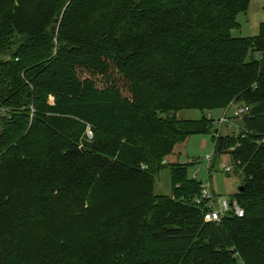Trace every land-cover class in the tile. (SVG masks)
Returning <instances> with one entry per match:
<instances>
[{"label":"trees","instance_id":"obj_1","mask_svg":"<svg viewBox=\"0 0 264 264\" xmlns=\"http://www.w3.org/2000/svg\"><path fill=\"white\" fill-rule=\"evenodd\" d=\"M251 1L0 0V264H264V23L235 33ZM231 104L248 110L213 159L245 215L210 222L178 147Z\"/></svg>","mask_w":264,"mask_h":264},{"label":"rangeland","instance_id":"obj_2","mask_svg":"<svg viewBox=\"0 0 264 264\" xmlns=\"http://www.w3.org/2000/svg\"><path fill=\"white\" fill-rule=\"evenodd\" d=\"M235 33L238 34L237 32ZM52 100L53 99H51V101ZM237 108H241V105L231 104L228 109L207 111L206 114L209 118L214 119L212 131L209 133L191 135L184 144H181L178 147V150L181 151V155L179 159L176 158L177 161L179 160L183 163L192 162L194 165H191L190 167V176L192 177L193 175H196L199 180L211 178L215 193H219L227 198H232L237 194L242 179L236 176L235 173L232 172L231 174H228V171L224 170L225 166L231 165L229 154L221 156L220 161L217 163L214 162L215 158L213 156L214 159H212L210 164L209 161L206 160V156L208 154L214 155L215 140L218 139L216 136L217 133H220V135L223 136L233 134L238 135L240 133L242 120L233 113ZM178 115L183 119L199 120L203 114L197 109H190L183 110L179 112ZM88 130L90 129L87 128L86 133L89 138H92L93 133L90 136ZM216 130H218V132H216ZM212 165H214L215 168L210 170V166ZM157 192L163 194L171 192V173L169 167L162 170L157 178Z\"/></svg>","mask_w":264,"mask_h":264},{"label":"built area","instance_id":"obj_3","mask_svg":"<svg viewBox=\"0 0 264 264\" xmlns=\"http://www.w3.org/2000/svg\"><path fill=\"white\" fill-rule=\"evenodd\" d=\"M248 110V107L237 108L234 111L235 116H240ZM88 134L91 136L92 132L88 130ZM219 138L220 133L216 134ZM213 155L208 154L206 160L211 163ZM209 169V167H208ZM224 170L230 171V166H225ZM196 177V175H194ZM193 202L204 208V218L210 222H220L225 215L234 213L238 216L245 215V209L241 206L238 199L232 197L227 198L223 195H218L213 189V184L210 178L200 180V194L194 198Z\"/></svg>","mask_w":264,"mask_h":264},{"label":"crops","instance_id":"obj_4","mask_svg":"<svg viewBox=\"0 0 264 264\" xmlns=\"http://www.w3.org/2000/svg\"><path fill=\"white\" fill-rule=\"evenodd\" d=\"M241 37H254L259 35L261 25L264 23V0H252L247 13L239 16Z\"/></svg>","mask_w":264,"mask_h":264},{"label":"water","instance_id":"obj_5","mask_svg":"<svg viewBox=\"0 0 264 264\" xmlns=\"http://www.w3.org/2000/svg\"><path fill=\"white\" fill-rule=\"evenodd\" d=\"M239 190L243 191L244 190L243 186H239Z\"/></svg>","mask_w":264,"mask_h":264},{"label":"bare ground","instance_id":"obj_6","mask_svg":"<svg viewBox=\"0 0 264 264\" xmlns=\"http://www.w3.org/2000/svg\"><path fill=\"white\" fill-rule=\"evenodd\" d=\"M214 156V155H213Z\"/></svg>","mask_w":264,"mask_h":264}]
</instances>
